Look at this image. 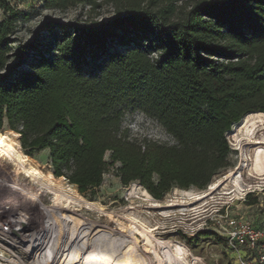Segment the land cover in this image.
Instances as JSON below:
<instances>
[{"label": "trees", "instance_id": "trees-1", "mask_svg": "<svg viewBox=\"0 0 264 264\" xmlns=\"http://www.w3.org/2000/svg\"><path fill=\"white\" fill-rule=\"evenodd\" d=\"M41 1L113 16L46 23L44 39L24 42L18 23L30 15L0 0V136L19 134L30 157L47 151L53 175L89 200L110 167L163 200L234 166L228 133L264 113V0ZM134 112L171 143L132 139L123 121Z\"/></svg>", "mask_w": 264, "mask_h": 264}, {"label": "rangeland", "instance_id": "rangeland-1", "mask_svg": "<svg viewBox=\"0 0 264 264\" xmlns=\"http://www.w3.org/2000/svg\"><path fill=\"white\" fill-rule=\"evenodd\" d=\"M193 2L194 0H181L176 5L185 7L193 4ZM11 3L17 6L23 13L30 15L27 20L21 19L18 23L17 37L24 42L35 40L37 33L39 34V39H44L47 34L40 30V28L46 23L67 24L80 21L84 24L91 21L100 22L102 19H108L113 16L110 6H105L96 11H92L89 7H86L83 10L80 8H70L61 12L46 8L41 0H11ZM3 18V13L0 11V21ZM240 124L238 123L237 127L233 126L227 135L228 144L231 147L230 159L234 166L228 171L214 177L207 188L208 190L200 191L192 189L195 194H202L201 196L205 197L201 201L193 199V202L189 199H182L177 195L179 194L177 190L166 194L163 200H156L152 197L147 198L143 187H139L136 192L134 191L136 183H132L129 186H124L121 183L115 171L116 166L109 168L108 173L104 177L103 184L97 190L93 200L83 197L78 188L71 185L65 178L62 179V183L65 190L70 194L75 196L80 195L88 201L98 203L105 210V214L96 212L87 213V216L91 220H96L95 222L106 226L108 229L110 228V230H113L117 234H127L135 242L138 251L142 252L144 250L142 235L126 233L123 224L130 226V223L127 220L119 221V216L123 217L130 214L145 221L154 230V234L158 238L182 244L186 249L188 248L187 251L189 252L188 256L190 259L193 255L199 256L203 260V264H260L257 258L250 257V253L246 249L231 247L223 238L217 235L210 237L197 236L199 232H202L206 221L214 218L219 211L224 215L244 217L251 225L264 228V176L259 177L253 171L256 150L260 146L264 147V144H256L264 135V125H261L250 139L241 131ZM123 127L129 131L132 139H147L163 144H169L172 141L171 137L155 120L140 112L127 113L123 121ZM1 133L7 135L8 139L12 142L16 140L20 142V137H15V132L9 129ZM17 146L15 145V148H18L17 150L28 163H32L44 175L53 174L51 173L52 168L49 165L47 151L35 153L30 157L25 154L20 146ZM12 168V163L0 158V208L9 207V212H5V214L1 213L0 216L9 221L11 220L10 222L12 223L16 221L15 217H24V222L27 223L24 237L28 243L31 242L35 245H68V236L70 238L78 237V235H75L71 231L66 219L57 221L49 217L27 199H7V196L12 195L11 190L17 186V179H21L22 187L26 190L31 187L22 181L24 174L13 175ZM234 176L240 178L244 183L254 184L253 189L248 190L245 194H238L236 201L228 199V196L225 195L228 189L233 186L232 179ZM216 186L217 188L210 194L211 187ZM42 199L47 201L45 202L47 205L49 204L48 199L50 198L43 197ZM177 202L180 204L185 202L183 203L184 207H180ZM156 203H160V206L163 207L172 204H176V206L173 207L167 217L164 213L166 209L156 206ZM150 206L153 207L150 209ZM130 209L131 211H128ZM110 212L111 214L113 213L114 217L111 218ZM211 227L209 225L210 230L212 229ZM106 242L109 244L111 240L107 239Z\"/></svg>", "mask_w": 264, "mask_h": 264}, {"label": "bare ground", "instance_id": "bare-ground-1", "mask_svg": "<svg viewBox=\"0 0 264 264\" xmlns=\"http://www.w3.org/2000/svg\"><path fill=\"white\" fill-rule=\"evenodd\" d=\"M245 119L239 127L251 139L257 129L264 125V113H254L249 115L247 120ZM234 127L237 126L234 125ZM14 135L17 138L20 137L17 133H14ZM256 144H264V135ZM15 145L21 147L19 141L12 142L7 135L2 134L0 136V158L12 163L13 175H21L23 173L24 178L22 181L31 187L26 190L22 187L21 179H17L15 181L18 187L13 186L12 195L7 196V199H27L49 217L57 221L66 219L71 231L78 237L70 238L68 236V245H35L31 242L28 243L24 237L27 224L24 222V217L17 216L15 217L16 221L12 223L10 222L11 220L9 221L0 216V257L10 260L14 264H203V260L199 256L193 255L190 259L188 248L186 249L182 244L158 238L154 234V230L145 221L130 214L123 217L119 216V221L127 220L130 223V226L123 224L126 233L142 235L144 250L142 252L138 251L135 242L127 234H117L87 216V213L97 212L105 214V210L98 203L67 192L62 183L63 177L56 178L53 174L44 175L32 163H28L27 160L23 159L24 156L22 157ZM253 171L259 177L264 176L263 146L256 150ZM232 181L233 186L225 193L228 199L236 201L238 194H245V192L254 188V184L244 183L237 176H234ZM139 187L141 185L136 184L134 191L137 192ZM216 188L217 186L211 187L209 193H213ZM143 190L147 198L152 197L147 190L144 188ZM175 190L179 192L177 195L185 200L189 199L194 202L193 199L201 201L205 198L201 196L202 194H195L192 189ZM42 196L50 198L48 199V205L45 203L47 201L42 199ZM152 198L154 199V197ZM183 203L185 202L178 204L180 207H184ZM156 206L165 208L166 211L164 213L168 217V214L176 204L163 207L160 206V203H156ZM152 207L150 206V209ZM128 211H131V209ZM5 212H9V207L0 208V214H5ZM110 216L111 218L114 217L113 213L111 214L110 212ZM107 239L111 240L109 244L106 242Z\"/></svg>", "mask_w": 264, "mask_h": 264}, {"label": "built area", "instance_id": "built-area-1", "mask_svg": "<svg viewBox=\"0 0 264 264\" xmlns=\"http://www.w3.org/2000/svg\"><path fill=\"white\" fill-rule=\"evenodd\" d=\"M223 238L231 247L246 249L250 257L264 264V228L251 225L244 217L224 215L219 211L216 216L206 221L204 228ZM0 264H14L0 257Z\"/></svg>", "mask_w": 264, "mask_h": 264}]
</instances>
